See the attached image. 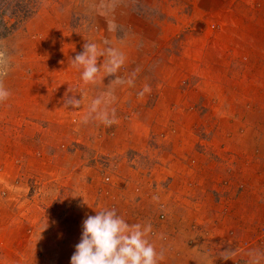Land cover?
Segmentation results:
<instances>
[{"label":"crops","instance_id":"crops-1","mask_svg":"<svg viewBox=\"0 0 264 264\" xmlns=\"http://www.w3.org/2000/svg\"><path fill=\"white\" fill-rule=\"evenodd\" d=\"M187 1L171 9L173 18L160 23L154 42L118 37L107 27L105 48L125 56L117 75L133 78L134 86L116 84L115 76L104 77L103 71L99 84L60 80L49 92L48 115L56 109L64 118L71 107L66 99H80L83 92L79 122L68 125L53 115L31 137L7 138L8 151L18 149L24 159L31 158V140H38L42 150L48 147L39 171L52 173L54 187L72 195L54 200L52 223L43 222L35 243L33 231L26 230L30 216L0 214L7 238L0 241L6 253L0 251V264H71L83 221L102 209H115L127 222L151 228L157 213H165V221L148 236L163 256L160 264H208L195 257L206 238L215 235L222 237L221 246L228 240L232 256L243 241L239 249L248 254L254 190L264 182L255 172V165L264 166V0ZM137 19L135 31H149V22ZM201 22L203 30H196ZM211 30L214 36H205ZM145 85L151 91L141 98ZM108 94L114 99L107 110L115 111L118 123L108 127L92 117L85 123L92 100ZM41 100L34 95V104ZM50 122L58 124L55 134L46 127ZM98 154L107 158L100 161ZM107 172L112 183L104 185ZM10 225L24 226L15 243ZM15 244L21 252L14 258Z\"/></svg>","mask_w":264,"mask_h":264},{"label":"rangeland","instance_id":"rangeland-1","mask_svg":"<svg viewBox=\"0 0 264 264\" xmlns=\"http://www.w3.org/2000/svg\"><path fill=\"white\" fill-rule=\"evenodd\" d=\"M207 1L209 4L213 3L212 0ZM187 3H189L187 0H3L0 3V8H6L4 14L0 12V33L4 31V26L12 29L8 35L0 36V48L5 49L12 58V68L4 79V85L10 90L11 96L0 104V214L5 216L9 212L17 214L22 212L25 216H30V227L26 230L33 231L31 234H34L32 236L34 243L38 241L37 230L40 232V229L45 228L43 222L52 223L54 209L57 206L54 200H60V197L66 199L72 193L54 187V182L50 180L52 173L42 169L39 171L38 161L42 160L44 152L46 154L49 152L48 147L42 150L43 147L40 148L38 140L36 143L31 140L27 143L33 146L30 151L31 158L24 159L18 155V149L8 151L7 138L19 139L23 136L24 140L39 130L41 132L43 125L49 123L53 115V120L61 119L59 114H56V109L55 112L52 111L57 116L54 113L51 117L48 115L47 104L51 102L52 96L49 92L54 90L60 80L71 85H85L81 78L82 69L72 66V58L84 50L83 45L87 41L96 43L100 49H105L103 41L110 39L108 37L102 39V36L108 34L107 27L110 23L117 26L114 33L118 37L147 38L154 42L161 34L160 23L166 18H173L171 9L176 10L174 7ZM209 16L211 21L214 20L213 16ZM137 18L149 22V31L139 32L138 29L135 31L136 23L141 21ZM205 18L208 19V16ZM204 25V22L201 26L199 24L196 30H203L201 28ZM225 35L228 36V33ZM205 36L211 37L214 34L211 30ZM98 63H104L103 57H100ZM99 83L101 79H98L96 84ZM34 95L40 96L42 100L35 101L34 104ZM66 111L68 115H65ZM65 112L61 120L68 125L76 124L82 116L77 108L67 106ZM50 123L52 124H47L46 127L49 133L55 134L58 131V124ZM55 137L58 138L57 135ZM62 142H58L60 147L71 148V145ZM20 152L22 153L21 150ZM8 153L10 156L6 155ZM99 157L100 161L107 158L102 155ZM257 166L259 168L256 171ZM103 168L108 170L109 165ZM255 172L256 175L260 173L263 178L264 166L255 165ZM106 176L110 179L106 180ZM103 178L104 185L112 183L111 173L107 172ZM254 196L257 206L252 229L253 227L255 229L247 244L248 254L242 253L243 249H239L245 246L243 241L242 246L236 249L239 257L232 256L228 240L221 246L222 237L214 234V237L206 238L195 260L202 263L205 259L208 264H218V259L230 254L232 259L225 260L222 264H249L252 259L250 253H264V182L260 188L254 190ZM161 214L165 215L163 219L160 217ZM165 218V213H157L151 234L155 233L153 229L157 230ZM11 228L15 243L24 226L17 228L10 225L9 229ZM5 232V222L0 221V241L3 243L7 242ZM13 248L15 258L21 251L16 244ZM221 251L223 252L220 253ZM43 256L48 258L45 254ZM244 260H247V263H244ZM191 264L196 262L191 261ZM260 264H264V256H261Z\"/></svg>","mask_w":264,"mask_h":264},{"label":"clouds","instance_id":"clouds-1","mask_svg":"<svg viewBox=\"0 0 264 264\" xmlns=\"http://www.w3.org/2000/svg\"><path fill=\"white\" fill-rule=\"evenodd\" d=\"M116 27L110 23L109 31H115ZM104 43L108 44V41ZM83 49L72 58V66L82 69L81 78L84 84H96L98 79L115 76L116 84L127 83L134 86L133 78L125 81L117 75L125 63V56L118 49L111 46L100 49L96 43L90 41L83 45ZM104 56L107 57V61L103 64L98 63L100 57ZM11 68L12 58L5 49L0 48V104L11 96L10 90L4 85V79ZM102 71L104 77L100 76ZM150 91V86L145 85L138 96L142 98ZM80 95V99H77L76 95L68 97L65 103L72 108H80L84 99L83 92ZM113 99L111 94L93 99L84 122L92 117L108 127L118 123L115 111L112 110L110 114L107 110V105ZM82 229L81 240L76 244L75 252L71 256V264H160L163 259L162 254L157 252L148 239L152 231L151 225L129 223L115 209L96 210L95 215H90L83 221ZM250 256L252 259L249 264H260V258L264 253L252 252ZM223 259L229 260L232 256L225 255Z\"/></svg>","mask_w":264,"mask_h":264},{"label":"trees","instance_id":"trees-1","mask_svg":"<svg viewBox=\"0 0 264 264\" xmlns=\"http://www.w3.org/2000/svg\"><path fill=\"white\" fill-rule=\"evenodd\" d=\"M3 0H0V3L2 2ZM6 11V8H0V12L2 13V14H4V12ZM11 28L10 27H8V26H4V31H2L1 33H0V36L1 35H3V36H5V35H8L9 33H11Z\"/></svg>","mask_w":264,"mask_h":264},{"label":"built area","instance_id":"built-area-1","mask_svg":"<svg viewBox=\"0 0 264 264\" xmlns=\"http://www.w3.org/2000/svg\"><path fill=\"white\" fill-rule=\"evenodd\" d=\"M110 179V177H108V176H106V180H109ZM161 219H163L164 217H165V215L164 214H161ZM154 232H156V228L155 229H153V233Z\"/></svg>","mask_w":264,"mask_h":264}]
</instances>
